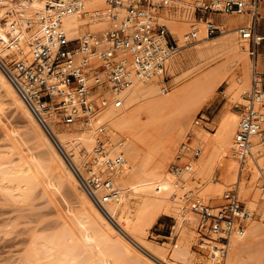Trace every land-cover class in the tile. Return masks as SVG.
<instances>
[{"label": "bare ground", "instance_id": "6f19581e", "mask_svg": "<svg viewBox=\"0 0 264 264\" xmlns=\"http://www.w3.org/2000/svg\"><path fill=\"white\" fill-rule=\"evenodd\" d=\"M49 1L0 0V63L30 58L29 42L39 29L38 15ZM173 1L175 8L164 10L159 16L160 22L166 24L178 40L179 52L191 45L184 43V35L190 31L197 33L192 44L198 45L184 58L193 66L192 69L189 67L191 71L193 68L208 71L174 91L160 89L165 75L136 81L119 92L105 91L108 97L124 100L121 109L112 105L106 107L99 120L107 123L108 134L113 140L124 138L123 151L127 161L126 168L115 178L123 195L119 201L106 204L105 210L96 206L80 188L63 155L0 66V113H4L7 103L14 106L29 123L31 134L42 150L40 155H31L29 159L16 148L0 151V195L25 204L35 197L42 185H47L58 193L67 189L77 204L74 213L71 208L73 217L62 218L57 230L51 233L37 231L31 236L21 264H157L150 255L159 259L163 255L166 260L168 255L173 264H264V146L255 137L244 155L236 154L234 139L241 112L229 108L230 103L218 116L215 132L202 125L193 124L199 128H189V119L196 107L224 84L232 91L233 105L245 104V93L252 85L253 63L251 66L249 42L238 41L237 35L240 37L238 29L247 24L248 16L222 14L229 16V22L216 23L222 29V36L211 39L206 19H196L197 7L205 0ZM106 9V0H86L79 12L63 19L68 37L74 40L87 31L98 35L105 33L109 27ZM105 45L104 40L100 41V48ZM225 53L231 57L223 63L220 58ZM176 54L168 60L169 75L182 69V57H175ZM257 60L258 57L253 69L258 71ZM231 62L232 66L229 65ZM179 108L178 122L165 129L169 115ZM53 130L77 163L92 152L96 133L93 126L80 123L55 125ZM15 132L17 137L22 136L18 130ZM189 133L193 135L191 139ZM183 142L190 147L200 146L203 151L196 159L190 152L184 154L182 161L186 166L178 174L170 166L172 168L176 161L178 146ZM233 185H237L235 190L249 212L244 232L231 234L227 254L222 260L215 235L205 238L204 254L198 257L192 250L196 213L191 210L185 194L192 191L206 203L221 206L225 192L232 190ZM162 215L175 218L177 238L172 244L153 247L148 244V236Z\"/></svg>", "mask_w": 264, "mask_h": 264}, {"label": "built area", "instance_id": "2783aa9c", "mask_svg": "<svg viewBox=\"0 0 264 264\" xmlns=\"http://www.w3.org/2000/svg\"><path fill=\"white\" fill-rule=\"evenodd\" d=\"M86 0H50L38 15L39 29L30 40L31 56L11 63H0L9 82L32 113L38 124L63 155L75 174L80 188L100 209L119 201L122 189L115 178L127 166L123 151L124 138L113 140L107 123L100 122L101 112L112 105L124 107L120 97H108L105 91L119 92L136 81L163 76L168 60L179 52L178 41L159 16L166 9H174L173 0H106L109 27L102 35L87 31L71 40L63 28V19L79 12ZM197 7L206 19L208 35L222 29L208 13L215 15H247V24L238 31L249 42V55L256 60L258 49L264 45L260 24L264 20V0H205ZM196 10V11H197ZM200 17V18H201ZM197 33L184 35V43L192 44ZM106 45L99 47L100 41ZM166 80V78H165ZM251 89L245 93V104L239 107L241 118L234 139V150L242 156L253 138L264 146V74L253 70ZM168 91V88H163ZM238 108V107H237ZM207 119L200 115L194 126ZM83 124L95 128L92 152L78 163L58 140L53 126ZM210 130V129H209ZM213 132V130H210ZM193 135L188 134L191 139ZM200 146L190 147L183 142L172 169L180 173L186 166L182 156L200 157ZM191 210L200 217L198 235L200 249L205 238L217 237L222 260L228 251L232 233L243 234L249 212L236 190L224 194L221 206H212L190 191L185 194Z\"/></svg>", "mask_w": 264, "mask_h": 264}, {"label": "rangeland", "instance_id": "374dc122", "mask_svg": "<svg viewBox=\"0 0 264 264\" xmlns=\"http://www.w3.org/2000/svg\"><path fill=\"white\" fill-rule=\"evenodd\" d=\"M195 9L196 8L194 6V17ZM196 16V19L198 21H201L199 19L201 17L200 12L198 10L196 11ZM208 17H212L213 20L216 21V23L220 24H227L229 22V16L227 17L222 14L215 15L212 13H208ZM260 30H264V20H262L260 24ZM221 36L222 33H218L217 35L210 36V38L215 39ZM237 39L238 41H241V38L238 35ZM195 45L198 44H191L190 46L186 47L178 54H176L175 57H182V69L180 68V70L174 75H169L167 69L165 74L166 80L160 85V89H162V91L163 88H168V91L181 89L189 85L194 80H196L197 77L208 71L204 69L195 70L194 68L191 71L193 66H190L191 64L188 63L190 61L187 58H184L185 54L196 48ZM258 53V56L261 54L264 55V45L259 47ZM230 57V54L225 53L222 58H220V60L223 59L222 62L224 61L223 63H225L227 62V60H230ZM249 58L251 59V66L253 63L254 68V58L250 55ZM219 62L222 63L221 61ZM232 64L233 63L231 62L229 65L232 66ZM257 65L258 71L263 73L264 58L260 59V61L257 62ZM184 66L187 67V69ZM253 68L252 72L254 70ZM185 69L187 72L185 71ZM231 98L232 91L229 86L227 84L222 85L215 93H213V95H210L209 98L206 99V101L196 107L194 115L189 119V128L196 129L201 127H193V123L197 117L203 115V117L207 120L204 123L201 122V125L208 130L210 129L215 132L218 126V116L224 109L227 108V105L229 103L231 104L229 108H233V111H239L240 106L237 108V105H233ZM14 108V106H11L7 103L4 113H0V151H5L6 149H8L7 147L16 148V151L27 159H29L31 155H40L42 153V150L38 146V144H36L37 141L31 134L32 128L30 127L29 123L26 122L27 120L24 119L23 115H21L20 112H18V110ZM180 109L181 108L177 109L175 112L169 115L164 126L165 129L172 128L178 122ZM15 130H18L22 136L17 137V133L15 132ZM180 145L178 146V149ZM170 169H172L171 166ZM200 183H202V181ZM236 186L237 185H233L231 187L232 190H235ZM66 190L62 191L65 194L58 193L55 190L49 188L47 185H42L36 192L35 197L25 204L19 202L16 203L13 200L9 201L0 195V264H21V257L26 253L27 248L30 244L31 236L35 232H54L59 228L58 226L60 225H58V223H61L63 221L62 218L73 217L71 211L74 207L77 208V204L73 200V198L66 192ZM240 199L247 208V205L243 201L241 196ZM210 204L213 205V203L211 202ZM73 210L74 213L77 209L74 208ZM195 215L196 217L194 232L196 236L195 241L193 242L195 244L192 247V250L196 254H198V257H201L200 255H203L205 250L200 249L199 247L200 237L197 230L199 225V218L197 214ZM175 226L176 220L174 217L162 215L150 231V234L148 236V244L153 247H164L167 244H172L177 238V230L175 229ZM145 254L149 256V253L147 254L146 252ZM162 256H159V259L155 256L153 257V255H150V257H152V259L157 264H173L172 262H170L172 261L170 256L167 255L168 260L164 259Z\"/></svg>", "mask_w": 264, "mask_h": 264}, {"label": "crops", "instance_id": "0c3cea01", "mask_svg": "<svg viewBox=\"0 0 264 264\" xmlns=\"http://www.w3.org/2000/svg\"><path fill=\"white\" fill-rule=\"evenodd\" d=\"M227 17H228V16H227ZM247 19H248V18H247ZM261 31L264 33V30H261ZM263 56H264V55H262V54L259 55V56H258V60H257V62L260 61V59H263V58H264ZM261 73H262V72H261ZM263 74H264V72H263Z\"/></svg>", "mask_w": 264, "mask_h": 264}]
</instances>
